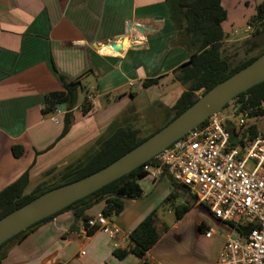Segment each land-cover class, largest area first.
I'll use <instances>...</instances> for the list:
<instances>
[{
  "label": "crops",
  "instance_id": "1",
  "mask_svg": "<svg viewBox=\"0 0 264 264\" xmlns=\"http://www.w3.org/2000/svg\"><path fill=\"white\" fill-rule=\"evenodd\" d=\"M221 4L226 10L222 49L247 39L244 53L255 55L259 44L254 25L247 21L255 13V0ZM235 6L249 10L244 15L242 8L243 15L232 18L229 8ZM241 25L239 33L236 28ZM122 40L120 52L103 46ZM178 40L167 0H0V190L28 171L24 192L29 193L50 176L42 177L43 173L51 168L58 172L76 161L113 123L132 124L131 117L144 103L171 107L184 89L173 70L190 57ZM59 75L68 82L78 79L84 96L95 97L85 114L84 98L76 102L69 111L70 127L60 138L65 105L57 106L58 113L41 112L44 93L62 89ZM155 77L157 84L141 87L142 80ZM143 94L150 100H141ZM135 101L128 117L127 109ZM255 124L264 135V115L255 117ZM13 146L22 147V153L13 155ZM138 183L142 195L126 199L123 211L109 217L120 231L119 248L128 246L130 231L151 210L157 211L172 189L168 174L146 175ZM179 195L190 200V208L198 206L188 191H178ZM103 206L99 201L84 214L93 217ZM203 208V216L189 220L184 214L158 227L157 242L142 257L128 253L121 259L113 255V240L107 234L95 230L87 235L84 219H75L72 209H65L7 245L1 264H217L226 237L237 232ZM200 239L207 245L198 246Z\"/></svg>",
  "mask_w": 264,
  "mask_h": 264
},
{
  "label": "trees",
  "instance_id": "2",
  "mask_svg": "<svg viewBox=\"0 0 264 264\" xmlns=\"http://www.w3.org/2000/svg\"><path fill=\"white\" fill-rule=\"evenodd\" d=\"M167 1L171 7L172 19L178 33V41L190 51V57L173 70L174 79L184 89L170 107L173 113L165 124L191 105L199 95L264 52L263 48L259 53L246 56L243 60L231 65L223 53L224 49H222L224 31L221 24L226 19V10L221 4V0ZM248 24L254 25V34L264 33V3L255 5V13L249 18ZM58 78L62 84V89L44 93L41 112L42 114H51L57 106L65 105L67 111L63 118L62 131L58 137L60 138L67 133L70 127L72 117L69 111L76 105L77 91L82 87L78 79L68 82L60 75ZM158 79L159 77L146 78L141 81V86L147 88L155 85L158 83ZM86 96H84L81 103L83 114L87 113L92 107ZM232 101L235 102L234 104L238 110L251 109L249 110V117L254 120L249 121L246 128L241 132L242 137L240 140L243 143L242 138H246L249 142L260 133L255 124V117L264 115V81L241 92ZM236 136L232 132V137ZM146 137H140L138 129L131 124L115 122L95 140L91 148L80 158L56 172V182L49 183L43 179L29 193H25L24 190L28 185L29 177L28 171L23 172L16 180L0 190V218L50 188L76 180L98 170L136 146ZM22 151L20 146L12 147L15 156L20 155ZM152 160H148L146 163ZM142 165L9 238L0 245V264L5 255L3 249L7 245L20 241L41 223L48 221L65 209H72L75 219L82 218L85 221L88 218L84 214L85 210L94 203L103 201L102 213L105 216L110 217L113 214L118 215L121 213L125 207L126 199L140 197L143 193L138 180L146 176L147 173L142 169ZM53 171L54 168L47 170L42 174V177L51 174ZM171 182L172 189L161 205L165 203L172 205V201L178 196V191H188L183 185L175 183L172 179ZM190 197L195 199L191 194ZM188 208V205L175 207L176 218L179 219ZM229 225L233 227L232 223H229ZM235 227L239 233H245L243 229L236 225ZM93 232V230H88V235ZM158 238L157 211L153 209L130 231L128 246L113 249L112 253L118 259L125 257L128 253L142 257L145 251L157 242Z\"/></svg>",
  "mask_w": 264,
  "mask_h": 264
},
{
  "label": "built area",
  "instance_id": "3",
  "mask_svg": "<svg viewBox=\"0 0 264 264\" xmlns=\"http://www.w3.org/2000/svg\"><path fill=\"white\" fill-rule=\"evenodd\" d=\"M86 98L95 103L93 95ZM249 110L225 107L142 165L153 178L168 174L219 221L233 224L237 234L226 237L217 264H264V135L240 142L252 119ZM58 112L56 107L52 113ZM83 228L87 235L88 230L104 232L113 240V249L120 247L119 228L102 212L87 218ZM211 233L209 229L205 236Z\"/></svg>",
  "mask_w": 264,
  "mask_h": 264
},
{
  "label": "water",
  "instance_id": "4",
  "mask_svg": "<svg viewBox=\"0 0 264 264\" xmlns=\"http://www.w3.org/2000/svg\"><path fill=\"white\" fill-rule=\"evenodd\" d=\"M128 33V30H127ZM120 52L123 40L103 45ZM264 81V52L217 82L168 123L136 146L76 180L50 188L0 218V245L20 231L50 216L151 160L174 140L224 109L238 94Z\"/></svg>",
  "mask_w": 264,
  "mask_h": 264
},
{
  "label": "rangeland",
  "instance_id": "5",
  "mask_svg": "<svg viewBox=\"0 0 264 264\" xmlns=\"http://www.w3.org/2000/svg\"><path fill=\"white\" fill-rule=\"evenodd\" d=\"M259 3H264V0H255V5L259 4ZM242 8L244 10V15H245V13H247L249 8L248 7H246V8L241 7V9ZM229 9H230V11H232V15H231L232 18L236 15H240V16L243 15V13L240 12L241 11L240 7H238V6H235L233 8H229ZM251 16L252 15H250L248 17L247 21H249V18ZM242 25H241V27L236 28L239 33L243 32L244 27ZM236 27H238V26H236ZM242 35H245V34H242ZM245 40H247V39H243L241 42L237 41L233 44L228 43L227 45L223 46V48H224L223 53H224V55H226V57L228 58L229 63L231 65L236 64L239 60H243L244 57L246 56L244 51L248 47L249 42H248V40L247 41H245ZM255 41L259 44L258 45L259 48L257 50V53H259L264 48V33L255 34ZM136 87L137 86H134L133 89L136 90L137 89ZM181 87H183V86H181ZM142 96H145V98H141V100L142 99H143V101H146V100L149 101L150 100L149 97L147 96V94H145V95L143 94ZM83 98H84V91H82L81 89H78V91H77V102L78 103L82 102ZM234 103L235 102H233V101L229 102L226 106L227 109L231 108V106L235 105ZM147 105L148 104H145V103L142 104V107H140L139 112L134 113L133 116L135 118L131 117V115L133 114L131 111H133V109L135 108L136 101L132 102V104L129 106V108L127 109V112H126V115L128 117H131V123H132L131 125L138 129L140 137H146V136L150 135L151 133H153L159 127L161 128L173 113V111L170 109V107L169 108H167V107H161L160 108L156 104H150L148 106ZM56 172H52V174H50V176L47 177L45 180H47L49 183L56 182V180H57V178L55 176ZM187 200H188V198L186 200H183L180 195L177 196L172 201L173 207H171L172 205L167 204V208H169V212L166 211V208H164L165 204L160 206L157 210V228L163 224L166 226H169L174 222V220L177 219L175 216V207H177V206L188 205L189 208L184 214L187 215V218L189 220L203 216V212H204L203 211L204 210L203 205L198 204V206H196L194 208H190L191 202H190V200H188V201ZM96 204L97 203H94L93 205H96ZM214 229H216V228H214ZM196 243L200 247H201V245H207L201 239L198 240Z\"/></svg>",
  "mask_w": 264,
  "mask_h": 264
}]
</instances>
